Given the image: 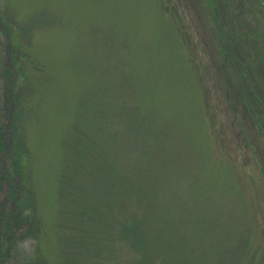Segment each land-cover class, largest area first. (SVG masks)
Returning <instances> with one entry per match:
<instances>
[{
  "label": "rangeland",
  "instance_id": "1",
  "mask_svg": "<svg viewBox=\"0 0 264 264\" xmlns=\"http://www.w3.org/2000/svg\"><path fill=\"white\" fill-rule=\"evenodd\" d=\"M0 15L28 221L0 264H264V0H0Z\"/></svg>",
  "mask_w": 264,
  "mask_h": 264
},
{
  "label": "trees",
  "instance_id": "2",
  "mask_svg": "<svg viewBox=\"0 0 264 264\" xmlns=\"http://www.w3.org/2000/svg\"><path fill=\"white\" fill-rule=\"evenodd\" d=\"M11 30L9 29V31ZM19 46H16V49L18 50L17 52L21 53ZM4 66L7 68L6 65ZM18 85L17 80L14 82L10 79L3 90L4 97L8 100L10 98L11 106L10 104L6 105H8L9 113L11 114L14 113L12 104H18L20 94L24 89L22 84L19 85L20 88L18 90H15ZM11 118L13 123H15L12 128L10 123L2 121L0 117V178L4 179V185L0 183V260L4 254L10 253L15 237L25 231L23 227L28 222L25 221L23 214L25 213V206L22 204L23 197L21 195V191L27 187V171L21 165L22 158L25 156L22 151V149H25V145H23L24 119L14 122V116ZM5 137L9 139L8 144L4 142ZM7 161H11L12 170L5 167ZM27 197L29 198V196ZM8 204H15L18 208H8ZM34 230L35 227H33L32 231Z\"/></svg>",
  "mask_w": 264,
  "mask_h": 264
}]
</instances>
